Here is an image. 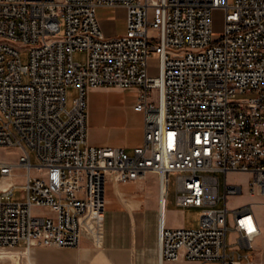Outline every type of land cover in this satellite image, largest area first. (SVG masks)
I'll return each instance as SVG.
<instances>
[{
  "label": "built area",
  "instance_id": "1",
  "mask_svg": "<svg viewBox=\"0 0 264 264\" xmlns=\"http://www.w3.org/2000/svg\"><path fill=\"white\" fill-rule=\"evenodd\" d=\"M100 8L126 10L125 34L105 36ZM100 88L136 92L145 136L133 153L88 144V95ZM0 148L20 151L0 160V249H78L93 209L104 242L108 183L155 173L159 264H252L236 254L258 239L264 249V219L257 203L228 208L244 190L227 175L248 174L264 207V0H0ZM20 171L23 202L13 200ZM168 174L176 206L201 209L199 227L162 225Z\"/></svg>",
  "mask_w": 264,
  "mask_h": 264
},
{
  "label": "rangeland",
  "instance_id": "2",
  "mask_svg": "<svg viewBox=\"0 0 264 264\" xmlns=\"http://www.w3.org/2000/svg\"><path fill=\"white\" fill-rule=\"evenodd\" d=\"M99 21H102V29L108 32H115V35H123L126 32L124 27V21L127 18V12L120 8H103L97 12ZM213 30L215 32V38H218L224 30L225 25V12L218 10L213 13ZM106 37L110 35L105 34ZM76 61H84L85 53L78 52L74 56ZM22 61L24 64L28 63V52L22 53ZM158 62V57L153 56L150 63L154 66ZM156 73V72H155ZM28 79L25 78V82ZM77 96V91L73 88H69L67 91L68 108L70 109L73 104V100ZM137 94L134 91H121V92H102V91H90L88 95V144L92 145L93 139H107L114 141L117 144L127 145L140 140L145 136L144 132V114L137 112L133 109V105L136 103ZM110 147V146H108ZM131 153V150H127ZM20 151L18 149H4L0 148V160L14 162L18 159ZM34 159V158H33ZM155 178L148 177L144 182L143 188L140 185L131 186L128 189V197L136 195L137 193L143 194L144 209L147 212H151L155 205V183L158 187L160 197V181L158 174H155ZM219 178L222 182L224 189L225 175L220 174ZM22 171L17 172V183L19 187L15 190L13 196L14 201H24V193L20 188L22 184ZM248 174H228L227 180L230 184L242 185L244 193L239 197H233L228 200V208L230 210L239 208L251 203H257L254 207V212L258 219L262 222L264 219V207L260 204L261 198L259 196H251L248 194V183L250 181ZM155 182V183H154ZM108 191L111 190L109 185ZM176 175L168 174L166 177V209L168 213L179 210L176 206ZM39 210L34 209V213ZM41 215H45L44 211L40 212ZM202 215L201 209L187 208L185 209V215L182 217L179 214L170 215L177 221L183 222L182 228L193 229L200 225V218ZM231 223V218L229 217ZM87 238V235H85ZM88 240V238H87ZM228 245L233 247L235 241V234L232 231L228 233ZM82 244H85L82 241ZM93 246L91 245V248ZM45 248V247H39ZM54 248V247H52ZM56 248V247H55ZM103 249V246L102 248ZM100 249V250H101ZM231 252V250H229ZM0 253H4L7 257L5 261L0 260V264H31V254L25 248L17 249H0ZM242 255L240 259L243 263L252 262V264H264V249L262 247L261 239L255 243V250L240 249L236 254V259L239 260L238 254ZM248 256V258L246 257ZM171 264H191V263H171Z\"/></svg>",
  "mask_w": 264,
  "mask_h": 264
},
{
  "label": "crops",
  "instance_id": "3",
  "mask_svg": "<svg viewBox=\"0 0 264 264\" xmlns=\"http://www.w3.org/2000/svg\"><path fill=\"white\" fill-rule=\"evenodd\" d=\"M100 22L102 24V21ZM124 27L126 29V20L124 21ZM105 34L110 35L109 38L120 36L115 35V32ZM92 91L121 92L124 90L100 88ZM91 142V146L94 147L110 146L111 148H122L126 151L129 149L133 153L136 148L144 144V137L136 142L127 143L126 146L107 139H93ZM155 176V173H151L147 178L153 177L154 180ZM108 185L111 190L108 191L107 188L104 242L102 239V212L100 210L94 211L90 213L85 223L88 238V240L83 238L82 241L85 244L81 243V247L78 249L34 248L31 253V264H159L160 204L163 203L164 199L162 189L159 197L158 187L155 183L154 209L147 212L144 209L143 194L137 193L132 197H128V189L131 186H142L144 182L118 186L109 182ZM173 213L184 217L185 210L179 208V210L168 213L165 201L162 225L165 228H182L184 226L183 222L170 217ZM102 246L103 249H101ZM6 257L4 253H0L1 261H5ZM165 264L171 263L167 262Z\"/></svg>",
  "mask_w": 264,
  "mask_h": 264
},
{
  "label": "bare ground",
  "instance_id": "4",
  "mask_svg": "<svg viewBox=\"0 0 264 264\" xmlns=\"http://www.w3.org/2000/svg\"><path fill=\"white\" fill-rule=\"evenodd\" d=\"M94 211H98V210L93 209L91 212H94Z\"/></svg>",
  "mask_w": 264,
  "mask_h": 264
}]
</instances>
